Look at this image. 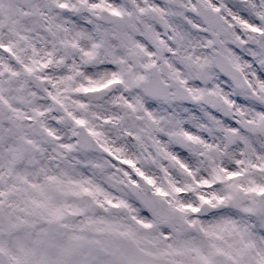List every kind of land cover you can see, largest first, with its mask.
<instances>
[{
  "label": "snow or ice",
  "instance_id": "snow-or-ice-1",
  "mask_svg": "<svg viewBox=\"0 0 264 264\" xmlns=\"http://www.w3.org/2000/svg\"><path fill=\"white\" fill-rule=\"evenodd\" d=\"M0 264H264V0H0Z\"/></svg>",
  "mask_w": 264,
  "mask_h": 264
}]
</instances>
